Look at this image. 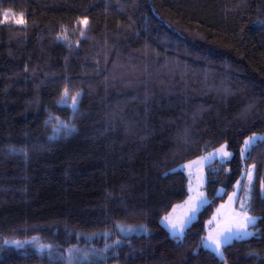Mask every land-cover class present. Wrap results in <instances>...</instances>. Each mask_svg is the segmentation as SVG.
<instances>
[{
    "label": "trees",
    "instance_id": "16d2710c",
    "mask_svg": "<svg viewBox=\"0 0 264 264\" xmlns=\"http://www.w3.org/2000/svg\"><path fill=\"white\" fill-rule=\"evenodd\" d=\"M5 12L24 23L0 24V264H264V0H0ZM222 146L208 203L172 234L181 166ZM251 166L253 234L221 258L209 221Z\"/></svg>",
    "mask_w": 264,
    "mask_h": 264
},
{
    "label": "rangeland",
    "instance_id": "374dc122",
    "mask_svg": "<svg viewBox=\"0 0 264 264\" xmlns=\"http://www.w3.org/2000/svg\"><path fill=\"white\" fill-rule=\"evenodd\" d=\"M20 19L23 20V17L21 15L10 13L7 20H5L4 15L0 17V24L16 23L15 21ZM57 124L59 126L63 125L59 121H57ZM58 131L59 128L57 129V132ZM255 135L258 138L253 143H251L250 146L244 145L242 149L243 150L242 154L244 156L246 155L248 150L257 142V140L263 138L262 135L259 134H255ZM225 153H228V155H225ZM230 157H231V152L228 151L226 146H222L202 157H199L181 166V168H183L184 171L187 173L190 180L189 183L190 195L187 198V200L184 202V205H180L176 207L174 210H172V212H170L168 216H166L167 219H165L166 217L163 219V224L169 226V228L172 230L170 231L172 234L176 233L175 235L183 236L186 228L197 218L201 209L208 203V198L204 190L206 183V174H205L206 166L210 163L215 162L216 160H227ZM254 175H255L254 166L247 168L244 174V180H245L244 186L246 185V191L244 192L242 197H240V191L242 187V182H240L236 185V190L229 196L228 200L222 203L217 208L212 219L209 221V229L205 239V245H208L207 248L214 250L216 252L215 245L212 244L211 240H209L208 238L217 236V234L223 232L229 226H232L233 229L235 230V225L242 220V217L239 216L238 213L246 212L247 215L252 216L249 212V199H250L249 190L251 189V183L253 181ZM241 205H244V207L241 208ZM253 224H249L246 229V231L248 233H251V235L253 234V230H251L250 228ZM173 225H175L176 227L173 228ZM251 235H244L243 232H241L238 237L233 236L229 242L233 241L234 239L245 238ZM30 243L35 244L37 248H39L40 250L48 249V247L45 246L44 244L41 245L40 244L41 242L38 239L31 240ZM15 245L21 246L24 244L16 243ZM224 245L225 244L221 245L220 252H222V247ZM70 252H72V256L75 258V254L77 253V251L75 250L74 254H73V250H71Z\"/></svg>",
    "mask_w": 264,
    "mask_h": 264
},
{
    "label": "snow or ice",
    "instance_id": "6c2138e0",
    "mask_svg": "<svg viewBox=\"0 0 264 264\" xmlns=\"http://www.w3.org/2000/svg\"><path fill=\"white\" fill-rule=\"evenodd\" d=\"M10 15L9 12H5L4 13V17H5V20H7L8 16ZM17 24H22L24 23V21L22 19L20 20H16L15 21ZM82 23H84L85 25L88 23L87 20L85 19L84 21H82ZM83 35V33H81ZM79 94H77L78 96ZM77 96H73L71 97V101H72V106L75 107L76 104H77ZM68 98V92L67 90H65L63 96H62V102L64 100H66ZM258 137L253 134V136H250L248 139H246L244 141V144L246 146H250L251 143H253ZM220 151V150H218ZM243 151V150H242ZM225 155H228V153H225ZM231 199V198H230ZM244 205H241V208H243ZM239 216L242 217V220L239 221L236 225H235V230L233 229L232 226H229L227 229H225L223 232L217 234V236L215 237H209L208 239L211 240L212 244L215 245V250L217 252V255L221 256V258H223V253L220 252V247L222 244H228L230 239L233 237V236H239L241 232H243L244 235H251V233H248L246 231L247 227L249 224H253L255 223V220L257 219L256 217H252V216H249L247 215L246 212H241V213H238ZM167 219V217L165 218ZM176 226L173 225V228H175ZM121 230L123 231L124 228L122 227ZM128 230H131V228H129ZM5 243H9L8 241H5ZM12 243H19L18 241H13ZM206 247L208 245H205Z\"/></svg>",
    "mask_w": 264,
    "mask_h": 264
},
{
    "label": "crops",
    "instance_id": "0c3cea01",
    "mask_svg": "<svg viewBox=\"0 0 264 264\" xmlns=\"http://www.w3.org/2000/svg\"><path fill=\"white\" fill-rule=\"evenodd\" d=\"M180 205H184V203H182V204H180ZM180 205L175 206L174 209H175L176 207L180 206ZM174 209H173V210H174ZM165 226H166L170 231H172V230L169 228V226H167V225H165ZM175 234H176V233H175Z\"/></svg>",
    "mask_w": 264,
    "mask_h": 264
}]
</instances>
